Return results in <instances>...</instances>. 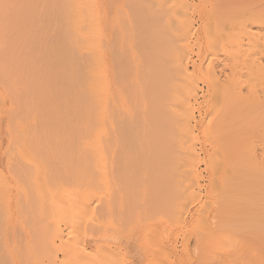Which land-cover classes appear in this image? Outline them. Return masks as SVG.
Instances as JSON below:
<instances>
[{"label": "bare ground", "instance_id": "bare-ground-1", "mask_svg": "<svg viewBox=\"0 0 264 264\" xmlns=\"http://www.w3.org/2000/svg\"><path fill=\"white\" fill-rule=\"evenodd\" d=\"M219 2L0 0V264H110L119 251H92L82 221L109 219L118 195L132 211L108 180L131 193L133 177L152 260L177 244L146 243L198 221L178 264H264V155L247 140L264 111V0L230 17ZM254 124L263 146L264 112Z\"/></svg>", "mask_w": 264, "mask_h": 264}, {"label": "rangeland", "instance_id": "rangeland-1", "mask_svg": "<svg viewBox=\"0 0 264 264\" xmlns=\"http://www.w3.org/2000/svg\"><path fill=\"white\" fill-rule=\"evenodd\" d=\"M257 3H258V0H220V2L214 8L216 9V11H219L220 13H224V16L230 17V14H232V13L239 14L240 12H243L249 8L255 7L257 5ZM257 110H258V113L256 114V112H254L256 115H254V113H253V116H251V117H250V115L252 113H249L250 115L246 113V116H249L250 118H252L251 120H253L252 123L250 122V124H249L250 128L249 127L248 128L251 130H254V129L257 130V131L254 130L255 134L253 132V135L247 137V140L250 137H252L251 139L255 138L254 140H252L253 142L255 141L253 143L254 145H252L254 147L253 150L254 149L257 150V151L255 150V153L256 152L257 153L255 154L254 159H259L261 153L264 155V152H263V150H264L263 146L264 145L261 146L262 136L259 135V132L261 131L260 125L258 124L259 128H255V126H254L255 125L254 123H258V121H261V118L263 116L264 111L262 112V110H259L258 108H257ZM261 114H262V116H261ZM259 115L261 116V118ZM259 129H260V131H259ZM256 134H257V136H256ZM260 134H262V131L260 132ZM257 137H260V138H257ZM201 139H203V138H201ZM250 142H251V140H250ZM256 142H257V145H255ZM259 144H260V146H259ZM117 159L118 160L115 163H107L106 164V167H108L107 168L108 174H111L112 172L110 173L109 171H113L119 163L127 161L126 159L120 158V157H118ZM57 165H59L62 168V170H69V160L67 159L65 154L61 155L59 157ZM136 166H137L136 163H131L130 169L133 170ZM108 184L113 189H119V192H117V193L122 195L120 197L122 201H125L127 198H130V201L132 200V206H133L132 209L133 210L129 211V212H121L118 208V205H119V203H118L119 202V195H118L115 198L118 202L113 205V212H111L109 219H105L107 214L103 213L98 217V220H95V219L84 220V222L86 223V226H85L84 222L82 221V226L85 227V229H88L92 233L95 234L94 237L96 238V240H87L86 239L88 242L87 244L89 245L91 250L97 251L101 248H108L109 244L112 245V251H116V250L119 251L120 256L115 257L110 262V264H146L147 262H151L152 264H178L179 263L178 258L182 254L181 244L184 241L188 240L189 243H191V245H192L195 242L194 234L201 231V229L204 228L203 224L198 222V221H194V222L190 223L188 225V228H187L190 232L186 229L189 232V234L188 233L186 234V232H187L186 230H185L186 231L185 233H184V230L183 231L182 230H177V231L173 230V232H171L169 235L160 234L156 238H153L150 242H148V243H146V245H144V247L146 249L152 247L154 249L159 250L162 247H164L167 243H170V242H172V243L175 242L177 244V246H176L177 249L176 250H169L168 255L167 256L165 255L161 259L152 260L151 256L148 255L145 252V250H143L141 248V246L138 244V242L136 241V239L138 238V235H136L137 234L136 233L137 232L136 224L139 220L141 221L144 218L145 213L142 212V207L144 206V204L140 209L139 207H137V203L135 201H138V199H141V197H143V189L139 186V183L137 182V180L134 177L131 179V183L129 186L131 193L126 191L125 188H120L119 185L116 182L112 181L111 178L108 180ZM159 192L162 193L163 192L162 189L154 188L152 191V194H153V196L156 197L157 204L163 205L165 203V200L167 197H164L163 193L160 196ZM144 208L145 207H143V209ZM138 211H139V213H138ZM144 211H146V208L144 209ZM131 215H132V217H130ZM111 217H112V219H110ZM142 222L145 223L146 221H142ZM124 227H125V229H124ZM205 227H206V225H205ZM147 229H149V228L143 227L142 229H140L139 230L140 236H143L146 233ZM118 233H120V234H118ZM116 234H118L119 236H117ZM135 235H136V237H132ZM111 239H115L118 242L114 244ZM130 241L131 242L134 241L133 244ZM136 242H137V244H136ZM130 244L132 246H129ZM138 245L140 247H138ZM169 254H171V255L169 256ZM57 259H58V261L56 263L53 262L52 264H58V262L61 261V255H59L57 257ZM84 263H85V260L81 259V258H76V259L69 262V264H84Z\"/></svg>", "mask_w": 264, "mask_h": 264}]
</instances>
